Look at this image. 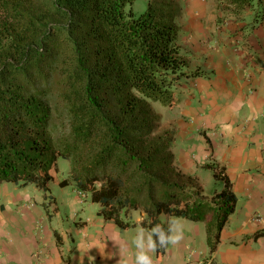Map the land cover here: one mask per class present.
Segmentation results:
<instances>
[{
	"label": "trees",
	"instance_id": "obj_1",
	"mask_svg": "<svg viewBox=\"0 0 264 264\" xmlns=\"http://www.w3.org/2000/svg\"><path fill=\"white\" fill-rule=\"evenodd\" d=\"M136 1L0 0V185L72 182L121 228L132 211L167 235L163 214L204 222L215 252L237 203L231 182L215 171L225 186L207 198L182 174L153 105H176L180 80L199 73L178 43L173 0H149L141 13ZM59 159L70 167L63 180Z\"/></svg>",
	"mask_w": 264,
	"mask_h": 264
},
{
	"label": "crops",
	"instance_id": "obj_2",
	"mask_svg": "<svg viewBox=\"0 0 264 264\" xmlns=\"http://www.w3.org/2000/svg\"><path fill=\"white\" fill-rule=\"evenodd\" d=\"M173 2L178 43L188 69L199 75L180 80L173 107L153 105L161 131L173 135L171 152L182 174L207 198L225 186L215 171L231 182L237 203L216 251L204 222L161 215L170 235L177 227L182 239L159 256L150 249L153 231L142 227L141 211H132L125 218L132 226L121 228L72 182L56 183L57 195L53 183L47 192L3 183L0 264H136L139 251L153 264H264V0L243 8L228 0Z\"/></svg>",
	"mask_w": 264,
	"mask_h": 264
},
{
	"label": "clouds",
	"instance_id": "obj_3",
	"mask_svg": "<svg viewBox=\"0 0 264 264\" xmlns=\"http://www.w3.org/2000/svg\"><path fill=\"white\" fill-rule=\"evenodd\" d=\"M154 233L159 234V246L165 247L168 244H177L182 239V231H178L177 227L172 229V234L167 235L159 226L153 229ZM157 247V242L153 241L150 244L151 251H155ZM136 264H153L151 257L148 255V252L139 251L136 254Z\"/></svg>",
	"mask_w": 264,
	"mask_h": 264
},
{
	"label": "rangeland",
	"instance_id": "obj_4",
	"mask_svg": "<svg viewBox=\"0 0 264 264\" xmlns=\"http://www.w3.org/2000/svg\"><path fill=\"white\" fill-rule=\"evenodd\" d=\"M148 1L149 0H137L134 4V9L137 13H141V12H144L146 9H147V5H148ZM157 108V107H156ZM157 111V109H156ZM161 123V121H160ZM161 127V126H160ZM161 130V128H160ZM69 167V162L67 160H64V159H59V169H60V172H61V176H60V172L58 174V178L62 177L64 175V173H66V169ZM58 184V183H57ZM56 183H53V187L51 188L52 191H55V194L57 195L58 193V190H59V187ZM70 192H71V189H70ZM52 211V210H51ZM84 211V210H83ZM82 211V216L83 217H86V215L88 214L87 211ZM70 211H63V214H67L69 213Z\"/></svg>",
	"mask_w": 264,
	"mask_h": 264
},
{
	"label": "built area",
	"instance_id": "obj_5",
	"mask_svg": "<svg viewBox=\"0 0 264 264\" xmlns=\"http://www.w3.org/2000/svg\"><path fill=\"white\" fill-rule=\"evenodd\" d=\"M205 264H211V259H209Z\"/></svg>",
	"mask_w": 264,
	"mask_h": 264
}]
</instances>
